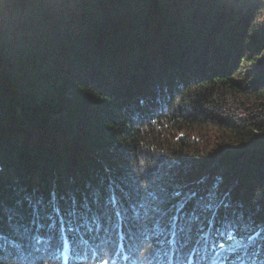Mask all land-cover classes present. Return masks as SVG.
I'll return each instance as SVG.
<instances>
[{
  "label": "trees",
  "instance_id": "1",
  "mask_svg": "<svg viewBox=\"0 0 264 264\" xmlns=\"http://www.w3.org/2000/svg\"><path fill=\"white\" fill-rule=\"evenodd\" d=\"M262 228L264 0H0L2 264H211Z\"/></svg>",
  "mask_w": 264,
  "mask_h": 264
},
{
  "label": "snow or ice",
  "instance_id": "2",
  "mask_svg": "<svg viewBox=\"0 0 264 264\" xmlns=\"http://www.w3.org/2000/svg\"><path fill=\"white\" fill-rule=\"evenodd\" d=\"M176 196H179L180 193H175ZM195 196V193H190L187 198H191ZM185 207V200H181L179 203L175 205V212L176 214L171 216L170 223H171V234L175 238L178 233H184L187 238H190L188 235L189 230L186 229L183 225L178 224V221L182 219L183 209ZM218 206L214 203L213 194L210 193L209 199L206 203L202 205L204 211H211L213 216H215V210ZM35 219L32 221L34 227H43L44 225L41 222V215L43 214L46 219H56L59 217L65 224L71 225V231L75 232L78 228L81 227L80 220L82 219L81 216V209L77 205L73 207L69 212H65L59 205H55L51 208L52 215L49 216L46 210H42L41 207L38 205L34 209ZM117 216L122 215V211L117 209L116 213ZM127 223L128 230H130L133 234L137 231V228L142 226L141 221L143 224L152 227L154 230H158L161 233H166L167 228L163 227L159 217L156 213H153L151 216L145 213L143 216L139 214L133 215L132 210H128V214L124 217ZM199 217L195 214V212L191 215L189 220L187 221L189 224L193 221L198 220ZM50 226V225H49ZM244 230H247V226H244ZM264 236V228L255 231L254 234L249 235L247 237L249 244L245 245L242 241L236 242V247H243L244 253L241 256H237L235 259L227 260V259H214L211 261V264H264V241H262L259 245L252 247L255 245V242L258 238ZM249 248H252V251H249ZM143 255V253L141 254ZM99 259V257H97ZM0 264H2V258H0ZM100 264H108L107 260H101ZM171 264V262H169Z\"/></svg>",
  "mask_w": 264,
  "mask_h": 264
}]
</instances>
